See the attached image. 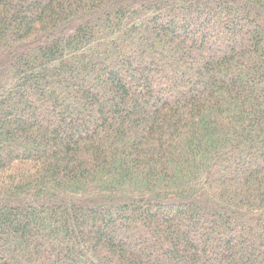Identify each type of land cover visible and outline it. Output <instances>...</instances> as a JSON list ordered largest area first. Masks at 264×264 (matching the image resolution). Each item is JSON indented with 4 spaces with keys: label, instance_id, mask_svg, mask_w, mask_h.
I'll use <instances>...</instances> for the list:
<instances>
[{
    "label": "trees",
    "instance_id": "obj_1",
    "mask_svg": "<svg viewBox=\"0 0 264 264\" xmlns=\"http://www.w3.org/2000/svg\"><path fill=\"white\" fill-rule=\"evenodd\" d=\"M0 264H264V0H0Z\"/></svg>",
    "mask_w": 264,
    "mask_h": 264
}]
</instances>
